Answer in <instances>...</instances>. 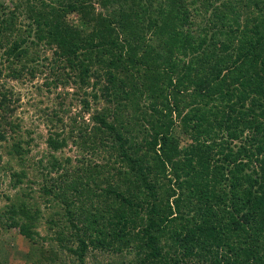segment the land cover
Here are the masks:
<instances>
[{
	"label": "trees",
	"instance_id": "trees-1",
	"mask_svg": "<svg viewBox=\"0 0 264 264\" xmlns=\"http://www.w3.org/2000/svg\"><path fill=\"white\" fill-rule=\"evenodd\" d=\"M42 45L52 58L39 54ZM42 57L97 105H115L93 115L89 134L113 139L119 159L105 167L83 160L82 171L116 181H96L97 201L76 211L60 161L29 164L0 87V166L16 190L0 207V233L36 241L42 213L31 199L39 193L76 231L69 248L62 232L54 238L69 264H87L90 248L132 255L116 264H264V0H0L7 75L21 81L33 63L35 77ZM137 127L133 144L126 135ZM47 143L58 151L67 140L56 132Z\"/></svg>",
	"mask_w": 264,
	"mask_h": 264
},
{
	"label": "rangeland",
	"instance_id": "rangeland-1",
	"mask_svg": "<svg viewBox=\"0 0 264 264\" xmlns=\"http://www.w3.org/2000/svg\"><path fill=\"white\" fill-rule=\"evenodd\" d=\"M5 2L9 7H12V0H5ZM210 14L211 12H208L207 16ZM70 21L75 26L83 28L79 17L73 16ZM197 21L203 23L202 19ZM38 50L40 55L52 58V52L45 46H40ZM42 60L43 57L40 59L39 65L41 70L38 73L36 72L35 77L29 74L33 72L34 64L32 63L28 65L29 70L26 71L27 73L23 79L18 81L7 75L10 73V63L2 58L0 67L4 70V78H0V87L5 90L11 99L10 107L14 109L11 119L19 125L15 135L23 138L24 144L27 142L23 146L28 150L29 164H32V160L34 162L44 160V165H48L51 156L56 157L63 166L62 174H66L64 187L67 191V197H69V200L75 201L74 208L76 211H80L83 207H89L88 205L97 201L96 196L100 189L95 187L96 181L100 182V186L103 188L116 181V179L108 181L104 177L92 180L85 177V173L82 171L85 168L82 163L83 160H89L94 164L105 167L107 163H114L115 159H119L117 158L119 153L116 152L113 146L115 143L113 139H108L105 134L100 132L94 133L95 135L92 137L89 134L97 126L92 119L93 115L98 111H102L104 107L114 108L115 105L104 103L97 105L86 94L84 86L80 87L72 79L67 82V79H63L64 76L59 80L57 72L51 70L49 66L42 67L43 64H46V61ZM61 71V69L58 70V72ZM87 91L92 92L91 86ZM85 99L90 101L89 109L84 107L83 100ZM109 118L112 119V117ZM141 123L143 122L141 121ZM138 129L137 127V130L133 132L136 135H126L133 144L141 140L142 136L138 135ZM80 130H83L84 133L87 132L86 138L81 137ZM56 132H60L61 137L66 138L67 145L61 150L53 151L49 148L47 140L51 133L55 134ZM182 137L185 138V142L189 138L187 136ZM181 146L185 147V143H182ZM95 149L96 151H94ZM6 160L8 158H5ZM33 165L31 166L33 167ZM125 166L124 169H127L126 164ZM117 167H119L118 164ZM105 169H108V166ZM15 171L16 168L13 169V172ZM6 172L7 170L0 166V207L8 202L7 196H15L16 194V190L11 188L9 183L10 175H7ZM30 172L32 173V179L38 180V183L42 182L43 178L40 175L37 176L35 167L31 168ZM54 176H56V173H53L52 177ZM124 181L121 179L119 183L121 184ZM159 184L161 186L165 185L167 189L170 188L168 179L160 181ZM34 188L37 190L38 186L34 185ZM163 192L165 198H167V193L164 190ZM32 197V206L40 207L42 213V223L38 227L39 237L34 242L22 236L17 229L1 230L0 264H38L39 262L43 264H60V261H66L69 264L70 259L73 257L66 251L62 252L58 241L54 238L62 232L66 238L71 240L69 244H66L69 248V246L76 245L74 243L75 239H72L76 231L71 228L72 225L66 218L54 214L57 207L53 208L52 205L46 204L45 199L40 197L39 193L33 194ZM173 199V196L170 197V201ZM52 218L55 221L62 222L61 227L64 229L54 227L51 230L48 220ZM123 257L129 260L132 255L128 254L127 251H124L123 254H116L91 250L90 248L86 263L116 264L123 260ZM49 258L51 259L48 260Z\"/></svg>",
	"mask_w": 264,
	"mask_h": 264
}]
</instances>
